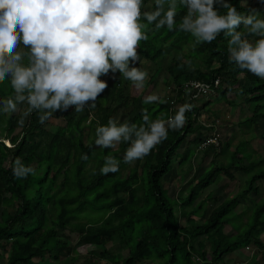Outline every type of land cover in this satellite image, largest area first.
Wrapping results in <instances>:
<instances>
[{
	"label": "trees",
	"instance_id": "obj_1",
	"mask_svg": "<svg viewBox=\"0 0 264 264\" xmlns=\"http://www.w3.org/2000/svg\"><path fill=\"white\" fill-rule=\"evenodd\" d=\"M149 1L143 0L142 11ZM244 1L227 0L242 15L257 11L258 6L264 4V0H258L246 7L242 4ZM168 3L169 0H165V9ZM153 10L155 0L148 8V11ZM186 11L177 0L176 28L172 31L166 26L157 29L154 23L148 24L141 18V23L147 25L143 31L148 40L140 42L138 54L142 61L164 67L166 76L162 83L174 93L173 98L164 95L158 102L144 103L149 80H145L138 96H131L127 90L132 82L124 79L119 71L115 74L110 71L108 87L97 97L96 107L86 106L79 113L74 106L57 110L49 118L57 123L53 130L47 128L52 122L40 123L37 111L28 114L26 103L18 104L15 112L0 113V264H40L46 259L58 262L63 256L76 261L80 255L69 238L73 233L81 246L97 248L88 253L90 256L97 255L109 264H225L223 257L242 246L248 248L252 243L257 248L263 247L258 238L264 231V198L262 206L253 214L252 224L244 233L232 235L235 237L225 235L223 230L228 216L238 205L237 195L211 211L206 204L212 199L206 195L188 210L220 176L232 180V172L258 170L251 175L248 189L239 197L259 194L257 183L264 181L263 160H253V151L248 150L247 142L239 140L232 148V166H225L218 160L220 150L212 145L200 148L208 138L201 130L214 129L197 121L202 110L219 119L221 111L212 110L211 106L222 102L231 116L236 109L249 111V117L237 122L244 130L259 121L264 122V80L247 71L241 74L235 64L229 62V38L222 33L212 43H197L189 33L180 31L179 23ZM220 14H226V9H220ZM258 18L264 19V15ZM242 29L243 25L237 31ZM244 31L250 41L259 39ZM167 47L173 55L165 65ZM20 50L27 51L22 47ZM176 53L184 54L183 61L174 58ZM139 66V61L130 63V67ZM191 83L207 85L210 92L198 94L190 87ZM12 95L15 93L10 82L0 83V100ZM184 104L192 105L185 113V125L181 129H170L168 138L149 155L134 161L133 167L123 161L127 143L121 142L117 150L95 145L97 126L107 125L110 118L115 120L118 112L124 118L118 123L140 125L145 111L152 120H167ZM18 110L21 111L17 121L26 122L20 133L14 135L13 121ZM188 135L193 137L179 157L177 152ZM257 138L264 144V132ZM4 140L12 147H6ZM225 145L229 148L230 142L220 143L221 148ZM197 150L201 151L200 166H205L203 173L191 179L176 198H171L162 179L171 171L176 158L182 165L193 158ZM85 154L88 159H81ZM109 155L119 161V171L103 175L100 169ZM243 155L248 158L247 164L240 158ZM17 159L35 168L36 174L17 179L12 171ZM206 160L209 163L205 165ZM93 207L102 212L100 222L95 225L82 219L83 213ZM182 218L184 225L180 222ZM116 239L121 246H126V257L111 255L105 249Z\"/></svg>",
	"mask_w": 264,
	"mask_h": 264
},
{
	"label": "clouds",
	"instance_id": "obj_2",
	"mask_svg": "<svg viewBox=\"0 0 264 264\" xmlns=\"http://www.w3.org/2000/svg\"><path fill=\"white\" fill-rule=\"evenodd\" d=\"M142 2L0 0V83L8 80L15 93L13 98L0 100V113L15 112L18 104L26 103L28 113L37 111L40 123H44L57 110L74 106L79 113L86 106L95 108L97 97L108 87L100 77L110 71H119L136 89H142L147 71L130 67V63H142L137 50L141 41L148 40L143 31L147 25L141 18L157 29L166 26L169 31L175 30L177 0H169L167 9L165 0H155L153 11H142ZM179 5L187 9L179 23L180 31L189 33L197 43H212L222 33L229 38V62L241 74L247 71L264 80V19L258 18L259 12L242 15L227 0H179ZM220 9H226V14L221 15ZM241 25L243 29L237 31ZM244 30L259 39L250 41ZM21 47L27 51L19 50ZM159 100L157 95H148L144 103ZM191 108L190 104L181 105L167 120H152L145 111L140 125L110 118L107 125L97 126L95 145L108 149L127 143L123 161L131 164L166 140L170 129H181ZM215 135L219 146H212L220 150L221 141ZM8 146L12 147L10 143ZM12 171L17 179L36 174L35 168L19 159ZM118 171L119 161L106 156L101 174Z\"/></svg>",
	"mask_w": 264,
	"mask_h": 264
},
{
	"label": "rangeland",
	"instance_id": "obj_3",
	"mask_svg": "<svg viewBox=\"0 0 264 264\" xmlns=\"http://www.w3.org/2000/svg\"><path fill=\"white\" fill-rule=\"evenodd\" d=\"M258 0H246L242 2V4L246 7H251L254 3H257ZM153 0H150L146 6H144L143 10L148 11L149 6L152 4ZM257 12L260 13L259 16L264 15V4L258 6ZM20 50V49H19ZM173 55L170 48L165 49V59L163 61V64H168L171 56ZM183 53H176L174 54V58L178 60L183 61ZM25 63L27 62L25 58ZM139 68L142 70L147 71L148 77L147 80L150 81V85L146 90L144 91V97L148 95H157L163 98L164 95H166L169 98L174 97V93L166 88L165 84L162 83L164 76H166L164 67H157L155 65H152L150 62L142 61ZM110 79V76L107 75L104 77L102 81L107 82ZM143 91L142 89H136L132 83L131 86L128 87L127 93L129 92L131 96H138V94ZM14 95L9 96L8 98H13ZM216 97L212 96V99H215ZM4 99V100H5ZM211 109L220 110V118L218 120H215L216 118L213 116V113H209L207 110H202L200 113V116L198 118L197 124L199 125H205L207 127L211 126L214 131H202L201 133L205 137H210L211 135H215L216 133L219 135V139L221 143H226L227 141L230 142V147L224 146V148L220 147L221 153L219 154V158L221 160V163L226 164L225 166L231 165L232 166V153L234 150L232 148H235L238 141H246L249 145V149L253 151V160H263L264 163V144L261 142V140L257 137H260V134L264 132V122L259 121L252 127H247V130H244L241 126V124H237L241 119L244 117H249V111L245 108L243 109V112L240 109H236L234 114L231 116V112L226 113V105L222 102H218L211 106ZM245 110V111H244ZM17 111V110H16ZM19 111L15 115L14 119V135L17 133H20L22 126L25 124L26 120H23L22 123L17 121V118L19 116ZM3 115H7L8 113H2ZM29 114V113H28ZM121 112H118L115 116L116 121H124V118L121 116ZM48 122H52L50 119H48ZM215 123V126H213L212 123ZM57 125L56 122H54L52 125H47V128L49 130L55 129V126ZM192 135H188L179 148L177 154L179 157L182 155V153L187 148V143L192 139ZM4 144L6 147L9 148L8 141H4ZM98 147V146H97ZM120 147V143L115 147L112 148L113 150H117ZM196 150V147H194ZM244 150H246V147H244ZM198 152L195 154V156L188 161L184 162L182 165H179V158L174 160V166L171 169V171L165 176V178L162 179V183L165 187V189L168 192V195L171 198H176L182 188H185V185L189 183L191 179H195L196 177L200 176L201 173H203V166H200V158H201V151L197 150ZM238 151V150H237ZM246 152V151H245ZM244 163H248V158L246 155H243L240 157ZM240 162V161H237ZM209 163V160H206L204 163L205 165ZM219 163V162H218ZM134 162L130 164V167H133ZM244 165V164H243ZM90 165L88 166V168ZM263 167V165L261 166ZM255 171V173H257ZM233 173V179H228L225 176H220L217 180V182L211 186L210 188L206 189V193L210 191L211 193L209 197L212 199L211 201L207 202L206 208H208L209 211L214 209L218 204H220L222 201H228L232 197L236 196L238 197V205L235 207L233 212L228 216V224L224 227V234L235 237L237 234L244 233L247 228L252 224L253 222V214L256 212L257 208L262 206L263 204V198H264V181L258 182L257 186L260 187L259 194L257 196L253 194H249L247 196H240V193L242 191H246L248 189V180L251 178V175L255 174L254 172L250 173H242V172H232ZM244 182V184H243ZM191 186V185H190ZM214 189V190H212ZM205 191L200 195L198 200L193 204L192 207H189L188 210H191L198 202L199 200L202 201L203 195H205ZM178 209V207L176 206ZM101 213L96 207H93L92 209L86 210L83 213L82 219L88 222L91 225L98 224L100 222V216ZM177 215H179V212H177ZM264 217V215H263ZM185 220L183 218L181 219V224L184 225ZM66 234H69L66 232ZM235 235V236H232ZM261 236V237H260ZM259 238L261 243L264 245V231L260 234ZM69 238L71 241V244L73 248H75L77 251H79V255L77 257L76 261H72L70 257H61L58 262L48 260L44 263L40 264H109L104 259H100L97 255L96 256H90L88 254L89 252H93L94 250H97V248L94 247H83L78 242L77 235L75 233L69 234ZM234 238H230V241H233ZM105 249L109 252L111 255H119L122 257H126L127 255V248L126 246H121L118 242V240H114L111 243H108L105 246ZM196 258V257H195ZM223 262L225 264H264V253L258 251V248L254 244H250L248 248H245L244 246L240 247L236 251L227 254L223 257ZM147 264V263H146ZM149 264V263H148Z\"/></svg>",
	"mask_w": 264,
	"mask_h": 264
},
{
	"label": "built area",
	"instance_id": "obj_4",
	"mask_svg": "<svg viewBox=\"0 0 264 264\" xmlns=\"http://www.w3.org/2000/svg\"><path fill=\"white\" fill-rule=\"evenodd\" d=\"M197 83H191L190 84V87L193 88V89H196L198 94L199 93H202V94H207L210 92V87L207 86V85H204V84H200V85H203L204 87H197L196 86ZM199 84V83H198ZM217 84V83H215ZM172 104V103H171ZM209 144L215 146V147H218L219 146V142H218V138L216 135H213L211 138H209L207 140V142L201 144L200 148L204 149V147L208 146Z\"/></svg>",
	"mask_w": 264,
	"mask_h": 264
},
{
	"label": "crops",
	"instance_id": "obj_5",
	"mask_svg": "<svg viewBox=\"0 0 264 264\" xmlns=\"http://www.w3.org/2000/svg\"><path fill=\"white\" fill-rule=\"evenodd\" d=\"M244 183V182H243ZM213 186V185H212ZM210 188V187H209ZM259 189H260V187H258ZM212 190H214V189H212ZM210 191H208L207 193H206V191H205V195H203V197L204 196H206V195H210L211 193H209ZM200 201V200H199ZM262 233V232H261ZM261 237V236H260ZM260 240V239H259ZM262 241V240H261ZM263 243V242H262ZM258 251H260V252H263L264 253V245H263V247L262 248H258Z\"/></svg>",
	"mask_w": 264,
	"mask_h": 264
}]
</instances>
